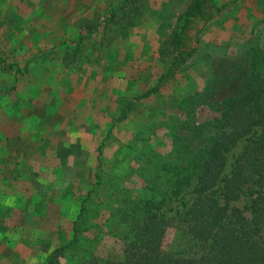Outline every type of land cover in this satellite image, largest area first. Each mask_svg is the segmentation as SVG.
<instances>
[{
  "label": "rangeland",
  "instance_id": "rangeland-1",
  "mask_svg": "<svg viewBox=\"0 0 264 264\" xmlns=\"http://www.w3.org/2000/svg\"><path fill=\"white\" fill-rule=\"evenodd\" d=\"M195 1L98 0L93 16L65 17L60 0H34L32 24L0 31V103L40 112L25 143L0 145L15 154L0 169L13 189L0 200V264H120L148 218L170 223L165 253L185 246L178 218L216 139L264 95V0H198L177 47ZM246 122L212 191L251 217L257 183L223 197L264 134V119Z\"/></svg>",
  "mask_w": 264,
  "mask_h": 264
},
{
  "label": "trees",
  "instance_id": "trees-1",
  "mask_svg": "<svg viewBox=\"0 0 264 264\" xmlns=\"http://www.w3.org/2000/svg\"><path fill=\"white\" fill-rule=\"evenodd\" d=\"M202 5L196 0L185 13L183 30L175 37L177 47L190 19L203 11ZM176 62L177 59L173 65ZM234 118L233 130L216 139L212 157L192 191V202L178 218L185 226L188 238L185 246L176 253H165L162 244L170 223L148 218L136 229L135 239L128 244L127 255L120 264H264V134L239 156L223 191L224 199L230 203L240 197L248 183H257L261 190L252 201V216L246 217L240 209L223 206L212 191L222 174L221 152L247 133L246 119H264V95ZM56 256L55 253L53 261Z\"/></svg>",
  "mask_w": 264,
  "mask_h": 264
},
{
  "label": "crops",
  "instance_id": "crops-1",
  "mask_svg": "<svg viewBox=\"0 0 264 264\" xmlns=\"http://www.w3.org/2000/svg\"><path fill=\"white\" fill-rule=\"evenodd\" d=\"M45 1V0H43ZM98 0H60L58 4H56L57 9L59 10V15L61 16H71V14L77 15H87L93 16L96 14ZM62 2V3H61ZM34 0H0V31H12L14 27L12 25H18V18L22 17L25 19V24L21 23V27L25 25L32 24V20L27 22V13L29 10L34 8ZM68 8H67V7ZM107 13V11H105ZM79 32H81L84 27L79 25V28H76ZM85 30V29H84ZM20 79V74L18 75ZM4 88H0L2 91ZM10 100L13 98L8 96ZM7 100V99H3ZM33 104L28 105V102L25 104H21L18 106H6L0 103V145L11 144H19L26 142V137H28L32 131L33 125L27 119L31 118L34 113L39 114V109H36ZM47 111V110H46ZM44 112L42 110V119H44ZM45 117L49 118V114L45 115ZM25 119V120H24ZM31 120V119H30ZM3 147L0 146V169L1 163L4 160L11 162L13 165V161H15V154L12 150L6 153H3ZM20 148V147H18ZM18 161H21L24 157H22V152H25L24 149H18ZM25 166V163L22 164ZM23 167L15 168V171L20 174L22 173ZM14 170V169H12ZM1 176V174H0ZM12 192L13 189L11 185L8 184L6 189L3 190V185L0 178V200L2 199V192Z\"/></svg>",
  "mask_w": 264,
  "mask_h": 264
}]
</instances>
